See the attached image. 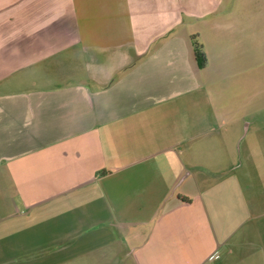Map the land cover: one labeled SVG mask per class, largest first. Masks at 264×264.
Segmentation results:
<instances>
[{
    "label": "crops",
    "instance_id": "crops-1",
    "mask_svg": "<svg viewBox=\"0 0 264 264\" xmlns=\"http://www.w3.org/2000/svg\"><path fill=\"white\" fill-rule=\"evenodd\" d=\"M238 1L0 0V264H264V144L194 55L243 75Z\"/></svg>",
    "mask_w": 264,
    "mask_h": 264
},
{
    "label": "rangeland",
    "instance_id": "rangeland-1",
    "mask_svg": "<svg viewBox=\"0 0 264 264\" xmlns=\"http://www.w3.org/2000/svg\"><path fill=\"white\" fill-rule=\"evenodd\" d=\"M238 2L240 4L235 7L236 13H241L243 8L249 15L263 14L262 19L259 17L258 20L256 18L249 20L250 29L244 36L247 44L243 48L238 47V51L234 54L237 57L235 61L239 64L246 63L243 75L233 79H226L224 76L217 79L220 70H217L215 65L214 68L207 63L205 70L207 78L216 80L211 85L213 108L222 109L229 122L221 132L225 140L221 141L223 148L220 149L224 154L228 152L232 154L234 165L241 164V156L246 155L247 146L253 144L255 151H258L257 146L264 144V0ZM243 2L247 3L243 4ZM226 4L224 3L223 6L226 7ZM256 44L259 48L258 52L253 51Z\"/></svg>",
    "mask_w": 264,
    "mask_h": 264
},
{
    "label": "trees",
    "instance_id": "trees-1",
    "mask_svg": "<svg viewBox=\"0 0 264 264\" xmlns=\"http://www.w3.org/2000/svg\"><path fill=\"white\" fill-rule=\"evenodd\" d=\"M194 41V55L200 69H204L208 63L206 53L204 52L203 45L197 40V37H193Z\"/></svg>",
    "mask_w": 264,
    "mask_h": 264
}]
</instances>
